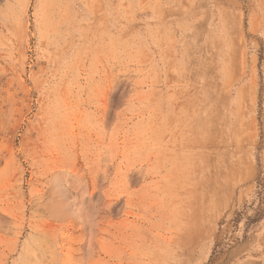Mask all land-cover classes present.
Masks as SVG:
<instances>
[{
    "label": "rangeland",
    "instance_id": "rangeland-1",
    "mask_svg": "<svg viewBox=\"0 0 264 264\" xmlns=\"http://www.w3.org/2000/svg\"><path fill=\"white\" fill-rule=\"evenodd\" d=\"M0 264H264V0H0Z\"/></svg>",
    "mask_w": 264,
    "mask_h": 264
}]
</instances>
